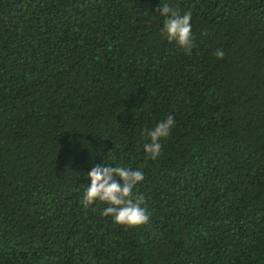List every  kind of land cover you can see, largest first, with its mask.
Segmentation results:
<instances>
[{"label": "trees", "instance_id": "obj_1", "mask_svg": "<svg viewBox=\"0 0 264 264\" xmlns=\"http://www.w3.org/2000/svg\"><path fill=\"white\" fill-rule=\"evenodd\" d=\"M99 164L143 172L145 225L84 208ZM0 264H264V0H0Z\"/></svg>", "mask_w": 264, "mask_h": 264}, {"label": "clouds", "instance_id": "obj_2", "mask_svg": "<svg viewBox=\"0 0 264 264\" xmlns=\"http://www.w3.org/2000/svg\"><path fill=\"white\" fill-rule=\"evenodd\" d=\"M160 16L165 17L163 32L169 42H175L191 55L193 44L191 12L183 14L167 3L156 9ZM214 55L223 59L224 52L217 49ZM174 127V117L168 116L165 121L158 123L153 129L144 132L150 142L143 145L147 156L156 160L161 155V139L167 138ZM87 178L91 183L85 190L82 203L85 209L99 201L108 205L102 212L103 216H111L114 223L125 228H139L150 218L141 207L143 197H134V187L144 180L143 172L125 166L94 165L88 172Z\"/></svg>", "mask_w": 264, "mask_h": 264}]
</instances>
